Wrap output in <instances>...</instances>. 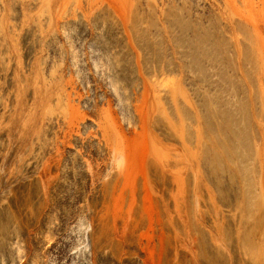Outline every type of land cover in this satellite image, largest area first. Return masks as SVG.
Instances as JSON below:
<instances>
[{
    "label": "rangeland",
    "instance_id": "374dc122",
    "mask_svg": "<svg viewBox=\"0 0 264 264\" xmlns=\"http://www.w3.org/2000/svg\"><path fill=\"white\" fill-rule=\"evenodd\" d=\"M0 264H264V0H0Z\"/></svg>",
    "mask_w": 264,
    "mask_h": 264
}]
</instances>
